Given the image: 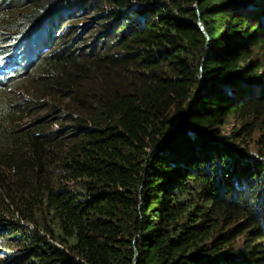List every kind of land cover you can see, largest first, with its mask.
Wrapping results in <instances>:
<instances>
[{"label": "trees", "instance_id": "1", "mask_svg": "<svg viewBox=\"0 0 264 264\" xmlns=\"http://www.w3.org/2000/svg\"><path fill=\"white\" fill-rule=\"evenodd\" d=\"M1 46L0 264H264V0H0Z\"/></svg>", "mask_w": 264, "mask_h": 264}, {"label": "rangeland", "instance_id": "2", "mask_svg": "<svg viewBox=\"0 0 264 264\" xmlns=\"http://www.w3.org/2000/svg\"><path fill=\"white\" fill-rule=\"evenodd\" d=\"M11 52L9 51V48H5L4 46L0 47V78L1 76H7L10 75L12 72L16 71L11 70L8 73H5L6 70L14 68L16 65L13 63ZM9 62H12L11 64H8ZM55 128V127H54Z\"/></svg>", "mask_w": 264, "mask_h": 264}, {"label": "water", "instance_id": "3", "mask_svg": "<svg viewBox=\"0 0 264 264\" xmlns=\"http://www.w3.org/2000/svg\"><path fill=\"white\" fill-rule=\"evenodd\" d=\"M134 264V263H133Z\"/></svg>", "mask_w": 264, "mask_h": 264}]
</instances>
